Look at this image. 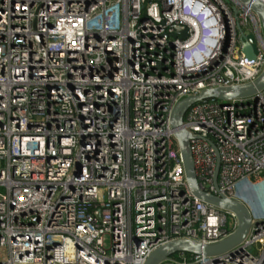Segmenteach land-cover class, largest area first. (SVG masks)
<instances>
[{"label":"built area","instance_id":"obj_1","mask_svg":"<svg viewBox=\"0 0 264 264\" xmlns=\"http://www.w3.org/2000/svg\"><path fill=\"white\" fill-rule=\"evenodd\" d=\"M263 71L260 20L235 0H0V264H144L173 240L230 237L236 216L189 191L171 113ZM184 128L204 191L264 184V96L196 104ZM253 222L250 255L168 264H258Z\"/></svg>","mask_w":264,"mask_h":264},{"label":"water","instance_id":"obj_2","mask_svg":"<svg viewBox=\"0 0 264 264\" xmlns=\"http://www.w3.org/2000/svg\"><path fill=\"white\" fill-rule=\"evenodd\" d=\"M235 1L243 6L250 7L260 20L264 36V4L258 0ZM234 14L237 16L238 11L234 10ZM176 31L183 34V39L188 35L185 27H178ZM238 32L241 37L242 52L246 58L255 60L258 54L255 36L253 34H245L240 27ZM220 35V48L223 49L225 35L223 24L221 25ZM262 96H264V71L253 83L208 89L198 95L183 98L174 106L170 120L171 128L179 144L185 179L191 195L207 206L234 214L238 225L236 231L230 237L215 244H204L189 239H177L168 242L152 252L144 264H168L174 256L179 254L203 256L215 263L225 262L227 259L234 260L251 254L247 245L248 238L255 226L251 210L239 201L209 194L200 187L190 145L192 135L184 128V120L194 105L205 101L213 100L221 105H228L231 102H254L262 98ZM217 174L218 169L216 178ZM76 241L78 246L82 247L79 239H76ZM263 258H260L258 264L262 263Z\"/></svg>","mask_w":264,"mask_h":264},{"label":"rangeland","instance_id":"obj_3","mask_svg":"<svg viewBox=\"0 0 264 264\" xmlns=\"http://www.w3.org/2000/svg\"><path fill=\"white\" fill-rule=\"evenodd\" d=\"M251 196V195H250ZM250 196L246 195L244 192L240 194V196H236V199L244 202L253 215L258 219H264V194L263 195H255V197L250 198Z\"/></svg>","mask_w":264,"mask_h":264},{"label":"crops","instance_id":"obj_4","mask_svg":"<svg viewBox=\"0 0 264 264\" xmlns=\"http://www.w3.org/2000/svg\"><path fill=\"white\" fill-rule=\"evenodd\" d=\"M250 191L251 192H249V191H244V193L246 194V195H248V196H250V198L252 199V197H255V195H263L264 194V184H262V186L260 185V187H257V186H255V188L254 189H250ZM242 192H243V190H242Z\"/></svg>","mask_w":264,"mask_h":264},{"label":"bare ground","instance_id":"obj_5","mask_svg":"<svg viewBox=\"0 0 264 264\" xmlns=\"http://www.w3.org/2000/svg\"><path fill=\"white\" fill-rule=\"evenodd\" d=\"M199 62H200V60H199Z\"/></svg>","mask_w":264,"mask_h":264}]
</instances>
